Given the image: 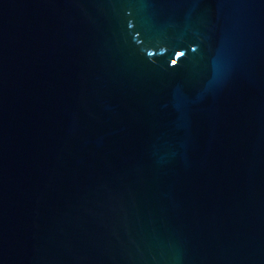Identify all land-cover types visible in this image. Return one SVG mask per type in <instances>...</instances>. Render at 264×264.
Returning <instances> with one entry per match:
<instances>
[{"label":"water","instance_id":"obj_1","mask_svg":"<svg viewBox=\"0 0 264 264\" xmlns=\"http://www.w3.org/2000/svg\"><path fill=\"white\" fill-rule=\"evenodd\" d=\"M0 264H264V0H0Z\"/></svg>","mask_w":264,"mask_h":264}]
</instances>
